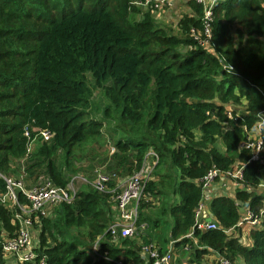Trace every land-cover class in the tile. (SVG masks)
<instances>
[{
    "label": "trees",
    "instance_id": "1",
    "mask_svg": "<svg viewBox=\"0 0 264 264\" xmlns=\"http://www.w3.org/2000/svg\"><path fill=\"white\" fill-rule=\"evenodd\" d=\"M145 1L0 0V193L1 175L22 168L28 186L41 178L67 186L77 173L71 161L86 141L103 137L114 121L120 134L109 166L100 169L110 176L107 190L89 184L71 203L55 206L52 217L41 216L38 257L18 264H148L132 238L115 245L107 232L120 181L155 161L139 201V224L149 228L142 210L159 208L169 216L170 238L154 243L147 230L139 237L161 250L173 240L175 264H202L212 250L233 264H264V193L256 190L264 185V149L256 161L242 146L254 129L264 141V0H219L208 48L191 36L193 28L204 29V4L188 2L192 12L177 35L157 24L151 7L143 12L135 5ZM133 12L140 21L130 20ZM89 72L106 100L101 117L93 113ZM228 104L236 120L228 117ZM237 166L251 191L238 189L239 203L213 198L219 227L196 228L205 176ZM247 206L261 222L249 231L252 243L243 245L226 230ZM153 222L160 226V218ZM20 227L0 201V232L14 237ZM13 258L0 245V264Z\"/></svg>",
    "mask_w": 264,
    "mask_h": 264
},
{
    "label": "built area",
    "instance_id": "2",
    "mask_svg": "<svg viewBox=\"0 0 264 264\" xmlns=\"http://www.w3.org/2000/svg\"><path fill=\"white\" fill-rule=\"evenodd\" d=\"M153 0H146L145 2L150 3ZM219 0H212L209 8L205 6V0H201L205 8L204 18V29L201 31L193 28L191 36L196 40L198 44L205 46L206 43L210 42L212 38L211 34V15L212 8L216 5ZM208 48V47H206ZM224 69L231 71V67L225 66ZM227 115L230 118H237L239 115H233L232 109L227 107ZM236 120V119H235ZM263 123H260V126ZM46 139L50 138V134L42 132ZM26 135L30 137V133L27 130ZM250 136L248 132V137ZM246 138L242 142V146L253 150L252 160L261 161V153L264 149L263 138L251 139ZM154 163H145L144 166L131 177L123 182V190L118 192L116 200L118 202L116 217L114 221L108 227V234L111 242L115 245H119V240L123 238H132L140 236L141 232H145L148 229L146 222L140 223L139 221V201L143 195L146 180L150 173L153 171ZM97 175L94 180L90 182L96 190L102 192L107 190V182L110 180V176L101 170L96 171ZM5 180V191L0 193V201L5 207L13 212V215L18 220L21 227L18 229L16 236H10L9 234L2 232L1 247L3 254L6 257H14L18 263H30L33 262L37 254L38 246L35 245L33 235L29 226L40 222L41 216L48 217L53 214V207L62 203H71L79 191L76 188L75 180L73 178L67 186H58L48 179L41 178L39 182L28 186L25 175L22 174L18 178L11 176L1 175ZM243 169L237 166L235 169L223 172L217 168L211 169L203 180V194L199 206L195 210L196 224L195 227L200 230H210L218 228V224L211 220L208 221L206 218L213 216L211 213L206 211V207L211 203L215 196H222V194H229L233 191L228 190L229 186L238 189L245 188L247 191H251V186H245L242 183ZM221 182L225 187L222 188L220 194H215L216 183ZM264 188V185L260 186ZM118 189L121 187L118 185ZM21 196L25 197V201H21ZM241 203V202H240ZM244 209L241 220L238 222L237 227L241 229L238 234L229 235L236 236L239 238L241 243L244 242L243 232L250 231L249 229L260 225L261 215H256L248 206L242 207ZM118 212V213H117ZM52 217V216H51ZM248 229V230H247ZM227 232V230H226ZM229 232V231H228ZM192 236V234H189ZM103 236H100L93 245V251L99 247V242L102 241ZM174 241H170L168 248L165 250L159 249L152 243H145L141 247L144 258L149 262L148 264H175V255L172 251ZM212 253H218L213 251ZM44 264V260L40 262ZM122 264V262H119ZM209 264H233L232 261L224 255L219 254L218 258Z\"/></svg>",
    "mask_w": 264,
    "mask_h": 264
},
{
    "label": "rangeland",
    "instance_id": "3",
    "mask_svg": "<svg viewBox=\"0 0 264 264\" xmlns=\"http://www.w3.org/2000/svg\"><path fill=\"white\" fill-rule=\"evenodd\" d=\"M189 1L190 0H153L151 1V4L148 2H135V5L139 9H141V11L143 12L148 11L149 7H151L150 10L152 11L153 17L157 21V24L162 28L170 30L171 33L179 35L181 33L180 32L181 24H182V20L184 19V16L192 12L191 7L188 4ZM194 1L197 3H201V0H194ZM211 2L212 0H205L206 8H209ZM136 13L137 12H133L130 15V20L132 22L141 20V14H136ZM197 46L199 47L200 44H197ZM204 47H209L208 43H206ZM187 50H184V51H187ZM91 75L92 74L90 72L87 73L89 80H91L90 87L92 89V93H91L90 98L92 99V101H94V104H95L93 113L97 117H101L103 116V112L107 104H106L105 97L103 95V91L101 89L99 90L98 88H96L94 86L93 79H90ZM92 85L94 87H92ZM245 104L246 102L243 101L242 104L238 105L240 114L244 112L246 108ZM227 107H229V109L230 108L233 109L232 104H228ZM114 123L115 121L111 122V124H107V126L105 127V134L103 135V137H100L97 139L90 138L88 141H86L84 145L82 146L84 148L79 151L80 153L78 152L77 158L71 161V164L74 165V167L77 170V173L76 175H74L73 178L77 177L75 180V184L79 192L82 189L88 190L89 188H91L89 184L93 180V177H95L96 171L100 169L106 170V168L109 166V158L111 157L112 153H114L115 151V147L113 146L114 140L116 139V137H120V134L118 132H114L112 130ZM262 127H263L262 125L261 126L260 124L258 125V129ZM249 134L250 136L248 138L256 139L255 141H257L258 139H261L259 130L257 131L256 129H254L253 131H250ZM41 135L45 137V135L42 132H41ZM38 143H40V141H37L33 145V147L31 146L32 148L31 150H33L34 147ZM220 146L222 145L220 144ZM21 173H23V168L21 170ZM21 173L16 174L14 176L11 175V177L16 179L21 175ZM263 182H264V179H263ZM123 183L124 181L118 184L121 187V189H119L120 193L123 190V187H122ZM56 208L57 207H53L54 210ZM241 210L243 209L241 208L240 212ZM142 211L146 217L150 216V223L152 224L147 229V232H145L144 236L148 238L151 237L154 243L160 242L163 244L165 243L166 245L167 243L166 240L170 238V225H168L169 216H167L165 213H162V211L159 208H153L150 212L145 209ZM206 211L212 214L211 209H210V204L207 205ZM157 218H160V226L155 227L153 225L154 224L153 220ZM35 228H38V227H35ZM2 232L3 231L1 230L0 245H2L1 243ZM39 233H40V230L38 228V231H36L35 235L37 236L39 235ZM144 236L143 237H139V236L132 237V241L135 242L138 245V247H142L145 243H147L144 241L145 240ZM121 240L122 239L119 240L118 244H120ZM186 259L187 257H185V260ZM6 264H18V262L15 258H13L12 260L11 259L7 260Z\"/></svg>",
    "mask_w": 264,
    "mask_h": 264
},
{
    "label": "crops",
    "instance_id": "4",
    "mask_svg": "<svg viewBox=\"0 0 264 264\" xmlns=\"http://www.w3.org/2000/svg\"><path fill=\"white\" fill-rule=\"evenodd\" d=\"M216 189H219V190H216L215 194H220L221 191H222V188L225 187L223 183H221L220 181L216 183ZM221 190V191H220ZM228 190L230 191H233L232 193H229V194H222V196H227V197H232L233 199H236V196H235V188L233 187H230L228 188ZM258 193H261L263 194L264 193V188L262 187H259L256 189ZM215 197H219V196H215ZM236 203H239V200L236 199ZM243 209V208H242ZM244 209L241 210L240 212V220H241V217H242V213H243ZM213 215V214H212ZM212 220L216 222L215 220V217L214 215L211 216ZM208 220V218H206ZM239 220V221H240ZM38 221H35L34 224H32L31 226H29V230H31L32 232V235H33V240H34V243L36 246L39 247V239H38V235L36 236V231H38V228H35V227H40V222L37 223ZM248 230V229H247ZM250 230V229H249ZM252 230V229H251ZM229 231V232H228ZM241 231V229H239V227H233V228H230L227 230V234L229 235H233L234 232L235 234H238L239 232ZM192 234V233H190ZM243 237H244V242H243V245H250L252 243L251 239H250V233L248 231H245V233L243 232ZM189 236V235H188ZM214 250L210 251L209 253L206 254L205 258L202 260V264H209L210 262L214 261L216 258H218V255L221 254V253H212ZM222 255V254H221Z\"/></svg>",
    "mask_w": 264,
    "mask_h": 264
},
{
    "label": "water",
    "instance_id": "5",
    "mask_svg": "<svg viewBox=\"0 0 264 264\" xmlns=\"http://www.w3.org/2000/svg\"><path fill=\"white\" fill-rule=\"evenodd\" d=\"M212 220V218L211 217H208V221H211Z\"/></svg>",
    "mask_w": 264,
    "mask_h": 264
}]
</instances>
